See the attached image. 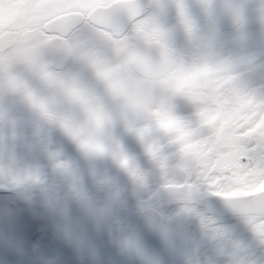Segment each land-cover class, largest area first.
<instances>
[{"label": "rangeland", "instance_id": "obj_1", "mask_svg": "<svg viewBox=\"0 0 264 264\" xmlns=\"http://www.w3.org/2000/svg\"><path fill=\"white\" fill-rule=\"evenodd\" d=\"M25 1L0 0V19H4L0 22V31L9 26H20L19 21L26 15ZM188 2L187 10L192 12L190 17L193 13L204 14L192 8L193 2L199 0ZM259 2L257 0L248 9L243 34L237 28L222 32L217 43L200 33L198 40L189 41L183 28L178 24L171 26V16L165 12L162 23L171 30L172 44L187 41L182 51L189 52V66L228 55H255L257 59H264V29L257 19ZM36 6L38 13L47 11L40 16L42 19L71 7H89L72 5L66 0H37ZM171 9L176 11L174 6ZM196 24L208 30L210 38L218 30L212 18ZM97 34L91 26H83L67 39L72 58L62 71L50 69V60L45 54L48 36L42 35L38 40L29 35L19 37L15 33L9 36L3 33L0 37V52L7 50V65L15 68L20 88L15 93L8 90L7 81L0 76V119L3 120L0 149L4 142L1 127H12L11 121L20 124L18 131L25 137L19 139L18 148H12L8 154H5L8 151H0V264H124L120 258L123 245L139 214L151 207L167 217L202 226V221L207 223L209 216L201 206V198L206 192L190 184L182 172L190 169L193 161L201 168H207L205 162L209 150H216L223 157L220 170L231 166V159L236 162L238 154L224 156L221 147L238 144L250 133H238V123L240 120L244 123L246 118L232 116L230 112L236 109L235 106L227 107V101L219 99L221 85L217 82L222 81L219 71L194 69L177 73L175 70L174 84L196 100L215 106L208 123L217 128L216 139L211 146L199 147L189 141L185 144L187 158L175 164L171 162L172 152L164 151V146L155 141L149 142L155 144L154 154L149 155L147 148L126 125L135 124L139 115L136 109L151 103L154 80L135 74L129 60L126 62L125 53L135 45L133 40L128 46L125 40L113 42V39H103ZM194 50L198 55L192 54ZM106 68L116 70L105 72ZM262 76L264 74L256 71L248 79L259 85ZM28 92L45 103L56 121L79 128L88 135L93 134L83 127L85 106L102 107L113 123L100 142L110 151L118 146L132 162L124 167L117 162L119 155L116 152L102 155L79 146L59 122L45 119L39 110L31 107L24 95ZM188 113L189 109L178 101L177 114L186 116ZM45 124L51 126L45 127ZM165 126L171 129L176 125L167 121ZM27 134L32 140L27 139ZM17 180L19 190L28 196H12ZM245 181H238V184L247 187L251 180ZM10 182H14L13 186ZM51 184L64 187L63 193L53 194L49 189ZM249 220L255 219H218L209 226L204 225L205 233L168 264H223L218 260L222 253L217 254L214 250L219 243L206 252L208 239L215 241L239 235L245 240L260 238L247 229ZM226 246L222 249L229 250ZM260 248L264 249V244L260 243ZM243 249H240L241 255L252 253ZM229 264H250V259H229Z\"/></svg>", "mask_w": 264, "mask_h": 264}, {"label": "snow or ice", "instance_id": "obj_2", "mask_svg": "<svg viewBox=\"0 0 264 264\" xmlns=\"http://www.w3.org/2000/svg\"><path fill=\"white\" fill-rule=\"evenodd\" d=\"M66 3L72 5L106 4L109 3V0H66ZM173 6L189 41L198 40L200 38L198 26L190 17L184 0H173ZM201 6L206 15L211 18L213 6L210 0H202ZM134 7L136 14L129 18L115 35L118 40L135 37V45L130 46L129 51L125 53L126 62L142 55L143 62L161 70V75L153 81L151 103L144 108L136 109L139 112L137 120L134 125H126L127 130L140 140L147 148L149 155H153L155 151V144H149L150 141L163 145L164 151L172 152L171 162L173 164L182 162L187 158L185 144L189 141L195 142L198 147L201 145L211 146L216 139L217 128L210 126L208 121L215 111V106L196 100L179 85L174 84L173 70H177V73H186L194 69L219 71L222 75V81L217 82L221 85L218 89L219 99L229 102L232 106H243L246 114L247 123L237 129L238 133L246 134L250 130L256 129L238 141L241 169L243 172L254 174L255 182L247 187L228 182L230 186L225 190L242 188L248 191L264 184V76H262V82L259 85H254L248 79L249 75L256 71L264 74V59H257L255 55H228L218 56L212 62H194L189 66L187 64L189 52L179 51L173 47L171 30L166 28L160 20L168 5L160 2V0H150L147 4L135 0ZM67 11L72 14L69 23L73 27L83 22V17L76 15L79 11L77 7L68 8ZM229 11L238 31L243 34L246 23L244 6L233 4ZM257 19L264 29V0H260L257 6ZM98 20L99 17L95 13L92 17H88L90 23H96ZM6 52L7 50L0 52V76L7 81L8 90L14 93L19 92L15 68L7 65ZM153 52H155V56L152 55ZM192 54L198 55V51L194 50ZM115 70L112 68L104 69L105 72ZM24 95L33 109L39 110L45 119L51 122H59L66 134L79 146L94 150L102 155L116 152L119 155L117 162L124 167L129 166L132 162L119 150L118 146L110 151L100 142V138L113 123L112 118L102 107L85 106L86 119L83 127L93 134L88 135L79 128L71 127L62 121H56L46 109L45 103L37 100L32 93L28 92ZM178 101H182L189 109L186 116L177 114ZM167 121L174 122L175 128H167L165 126ZM11 124L10 129L5 125L4 140L24 139L25 137L18 131L20 124L15 121H11ZM258 124L260 125L259 128L256 127ZM211 160L212 158L209 159L207 168H201L193 161L192 167L186 172H182V175L190 184H194L206 192L209 200L221 199L218 196V189L225 181L220 179L217 183V178L222 177L223 174L216 170L209 171ZM257 172L258 175H256ZM254 201H264V192L241 198V202L246 204ZM247 229L260 237V242L264 243V210L256 215L255 220L248 221Z\"/></svg>", "mask_w": 264, "mask_h": 264}, {"label": "water", "instance_id": "obj_3", "mask_svg": "<svg viewBox=\"0 0 264 264\" xmlns=\"http://www.w3.org/2000/svg\"><path fill=\"white\" fill-rule=\"evenodd\" d=\"M212 4V16L222 30H232L236 28L230 14V6L233 4H242L244 13L253 5L256 0H210ZM135 0L121 1L107 8L97 7L93 9L89 17L95 13L99 20V25L112 28L115 33L117 30L113 27L115 21V12L125 10L123 19L127 22L129 18L136 14L134 7ZM142 4H147L144 2ZM72 14L66 13L58 16L48 24L49 30L59 29L64 35H68L75 27L69 23ZM81 17L82 14L76 13ZM122 25V23H120ZM47 53L52 60V65L58 69L64 67L70 54L67 44L63 40L51 39L46 46ZM155 56V52L152 53ZM131 66L142 76L158 79L161 70L145 64L141 56L134 57L131 60ZM51 191L59 194L62 188L56 185L51 186ZM264 190L242 196L221 197V199L202 198V204L212 210L219 216L244 215L260 213L264 210V201H254L251 203H242L241 198L249 195H257ZM201 235V229L180 221L165 218V216L154 208H147L139 215L136 225L132 231L129 240L126 242L122 252V258L130 264H165L177 259L189 247H191Z\"/></svg>", "mask_w": 264, "mask_h": 264}, {"label": "flooded vegetation", "instance_id": "obj_4", "mask_svg": "<svg viewBox=\"0 0 264 264\" xmlns=\"http://www.w3.org/2000/svg\"><path fill=\"white\" fill-rule=\"evenodd\" d=\"M36 1L37 0H26V10H25V18H22L19 23H20V26L18 27H15V26H9V27H6L4 28L3 30L0 31V37L3 35V33L5 35H8L10 33H15L17 35H29V36H35L38 38V40L40 39V37H42V35H47L49 36V38L51 37H61V35L57 32H48L45 30L44 26H45V23L49 20H51L52 18L56 17L57 15L59 14H62L63 12H66L67 10H64V11H61V12H58V13H55L53 16H50V17H47L45 19H42V17H40L41 15L45 14V12L47 11H42L40 10L39 13L36 11L37 10V6H36ZM40 1V0H39ZM117 1H120V0H109V3H106V4H88V8H85V9H79L78 12H82L83 14H85V17L87 16L88 12L96 7V6H103V7H107ZM143 2H150V0H142ZM189 0H184V3L187 5ZM194 1H197V0H194ZM160 2L162 3H165L166 4H169V9H167L165 11V14L167 15H170L171 16V26L174 27L176 26L175 24H178L179 27H181V29L183 28L180 23H179V19H178V16H177V12L176 11H173L171 8H173V0H160ZM201 1L199 0V2H193V9H197L199 10V12H203L204 14L203 15H200L199 13H193V16L191 17L196 23H203L205 22L206 20H209L210 18L206 15L204 9L202 8L201 6ZM40 7V6H39ZM201 9V11H200ZM188 11V10H187ZM68 12V11H67ZM175 12V13H174ZM189 15L192 14V12L188 11ZM191 13V14H190ZM195 15H198L197 18L195 19L194 16ZM24 17V16H23ZM212 18V17H211ZM8 19V18H6ZM160 20L162 22V16L160 17ZM4 19H0V22H3ZM83 26H91L92 28H94L95 30L98 31V34L99 35L98 37H101V38H111V39H118L117 36L114 34V32L109 29L108 27H102V26H99L95 23H90L88 22V19L85 18L84 22L78 26L76 29H74L66 38V40L73 36L75 34V32L79 29V28H82ZM169 27V26H167ZM35 28V29H34ZM198 29H199V33L204 37L205 35V38H209L210 40L213 41V43H215L216 41H219L220 39V35H221V31L220 30H217L215 34H213L214 36L210 38V36L208 37V33H210L208 30H205L203 28V26H198ZM9 36V35H8ZM62 38V37H61ZM214 38V39H212ZM125 40L126 42H128V46H130V43H132V40H133V43L135 42V37H129V38H125L123 39ZM217 43V42H216ZM135 44V43H134ZM187 41L186 40H183V41H180V43H176V44H172L174 48H176L177 50L179 51H182L184 49V47L182 46H185L187 45ZM71 50V48H70ZM189 57V56H188ZM71 58H72V50H71V57H70V61H71ZM130 61V60H129ZM252 74V73H251ZM250 74V75H251ZM138 75V74H137ZM250 80V79H249ZM220 81V80H219ZM251 81V80H250ZM253 84L255 83L254 81H251ZM258 85V84H256ZM227 107H231L232 105L229 104V102H227L226 104ZM235 110L230 112L232 113V116L236 117V118H239V119H242V118H245L246 114L244 112V108L243 106H235ZM6 115L7 112L5 113ZM3 123V120L0 119V124ZM238 123V122H237ZM236 123V124H237ZM247 123V119L245 120L244 123L240 122L238 123L239 128L240 127H243V125ZM9 129L11 128L10 126H7ZM258 128V125L256 126ZM5 130V126L2 128L1 127V131H2V141H3V131ZM256 131V129H252L250 130V133L248 135L251 134V132H254ZM27 139L28 140H32L28 134H27ZM18 141V143H17ZM29 142V141H28ZM19 144V139L16 140V141H13L12 139H8L7 141H4L2 143L3 147H1L0 151H8L7 153L5 154H8L10 150H12V148H18ZM221 153L225 156V155H230L231 157H235V154L237 153L239 157H237V161L234 162V158H232L231 160L233 161L232 165L227 167L225 166L224 168H222V170H220V167H219V164L221 165V160L223 159V157H221L218 153V151L216 150H209L208 151V155L206 157V162L208 163L209 165V159L212 158L211 160V168L209 169V171H213V170H216V171H219L220 173H222V177H218L217 178V183L220 181V179H223L225 181L224 184H221L219 189H218V195H221L223 193L219 192L222 188L221 187H229L230 184L228 182H230L231 184H238V181H241V183L243 182V180H248L247 182H249L250 180V184L251 183H254L255 182V175L252 174V173H249V172H243L242 169H241V161H240V153H239V145L238 144H233L231 147H228V146H222L221 147ZM4 154V155H5ZM233 154V155H231ZM230 161V160H229ZM259 173L257 172L256 175H258ZM32 177H29V179H31ZM245 181V182H246ZM240 183V182H239ZM10 185L13 186L14 182H10L9 183ZM14 187L15 189H17L18 187V180L15 182L14 184ZM264 189V184H261L255 188H251L250 190L248 191H245L243 189L239 190L237 193H230V195H233V194H244V193H249V192H254V191H258V190H262ZM63 191H64V187H63ZM0 195H2L0 193ZM208 211V210H207ZM209 213V217L211 218L213 216V221L215 220H218V219H222V220H226V219H240V218H246V217H250V218H254L256 217L257 214H252V215H244V216H232V217H218L216 216L215 214H213L212 212L208 211ZM203 223V232H205L206 230L204 229V225L206 226V222L202 221ZM236 241V242H235ZM233 242H235L234 244H232ZM215 243H219L218 246H214ZM260 238L258 239H252V240H248V239H242V238H230V239H225V238H221L220 240H215L213 241L212 239H208V242H207V245H206V252H210L211 250V247H215L214 250L215 252H217V254H220L222 253L221 256H219L220 258L218 259L221 263L223 264H229V259H235L236 261L238 259H241V258H244L245 259H250V264H264V249L260 248L258 249V246H260ZM231 244V245H230ZM254 245L253 247H251L250 245ZM261 244H264V243H261ZM227 245V246H226ZM246 246L243 247L242 246ZM230 247V249H222L223 247ZM243 249L245 251H252V253H250L249 255H241V250L240 249ZM249 251V252H250ZM249 252H246V253H249ZM208 256L209 253H208Z\"/></svg>", "mask_w": 264, "mask_h": 264}, {"label": "bare ground", "instance_id": "obj_5", "mask_svg": "<svg viewBox=\"0 0 264 264\" xmlns=\"http://www.w3.org/2000/svg\"><path fill=\"white\" fill-rule=\"evenodd\" d=\"M3 141H5V140L3 139Z\"/></svg>", "mask_w": 264, "mask_h": 264}]
</instances>
